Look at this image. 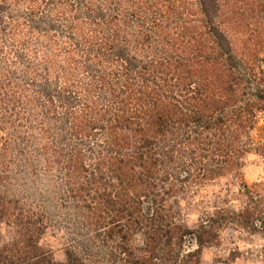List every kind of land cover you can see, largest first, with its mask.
Returning a JSON list of instances; mask_svg holds the SVG:
<instances>
[{"label": "trees", "instance_id": "trees-1", "mask_svg": "<svg viewBox=\"0 0 264 264\" xmlns=\"http://www.w3.org/2000/svg\"><path fill=\"white\" fill-rule=\"evenodd\" d=\"M261 123L264 0H0V264H200L228 227L264 264Z\"/></svg>", "mask_w": 264, "mask_h": 264}, {"label": "rangeland", "instance_id": "rangeland-1", "mask_svg": "<svg viewBox=\"0 0 264 264\" xmlns=\"http://www.w3.org/2000/svg\"><path fill=\"white\" fill-rule=\"evenodd\" d=\"M257 137L264 139V123L257 129ZM1 137V133H0ZM244 181L247 184L254 182L264 183V162L261 160L249 161L244 171ZM242 200L241 193L236 187L230 186L228 179L215 181L199 190L181 206L183 221L189 227H195L199 218L227 201L233 205ZM0 237L4 242L12 238L11 230L0 227ZM220 245L202 251L200 264H257L253 259L258 250V240L239 233L233 227H228L220 233ZM41 246L50 251L57 261L64 259L62 234L56 226H50L41 238Z\"/></svg>", "mask_w": 264, "mask_h": 264}]
</instances>
